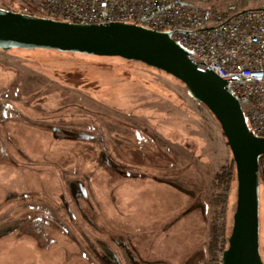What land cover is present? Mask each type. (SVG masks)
<instances>
[{
  "label": "rangeland",
  "instance_id": "rangeland-1",
  "mask_svg": "<svg viewBox=\"0 0 264 264\" xmlns=\"http://www.w3.org/2000/svg\"><path fill=\"white\" fill-rule=\"evenodd\" d=\"M22 6L0 0V9ZM0 136V160L13 158L0 162V264L217 263L208 243L221 208L210 199L233 155L212 113L173 76L110 57L0 50ZM237 194L235 177L228 229ZM259 201L264 263L262 186Z\"/></svg>",
  "mask_w": 264,
  "mask_h": 264
},
{
  "label": "water",
  "instance_id": "water-1",
  "mask_svg": "<svg viewBox=\"0 0 264 264\" xmlns=\"http://www.w3.org/2000/svg\"><path fill=\"white\" fill-rule=\"evenodd\" d=\"M0 49H40L141 62L181 81L190 95L212 113L233 155L237 205L223 264H264L259 245V157L264 138L247 126L242 103L228 79L201 70L171 38L135 25H78L0 9Z\"/></svg>",
  "mask_w": 264,
  "mask_h": 264
},
{
  "label": "built area",
  "instance_id": "built-area-1",
  "mask_svg": "<svg viewBox=\"0 0 264 264\" xmlns=\"http://www.w3.org/2000/svg\"><path fill=\"white\" fill-rule=\"evenodd\" d=\"M18 13L30 15L29 3L48 19L78 25L123 23L171 38L199 69L228 79L242 103L251 133L264 138V9L247 0L213 6L208 0H22ZM10 6H12L10 4ZM216 264H222L217 262Z\"/></svg>",
  "mask_w": 264,
  "mask_h": 264
},
{
  "label": "trees",
  "instance_id": "trees-1",
  "mask_svg": "<svg viewBox=\"0 0 264 264\" xmlns=\"http://www.w3.org/2000/svg\"><path fill=\"white\" fill-rule=\"evenodd\" d=\"M4 10L17 12L14 8H8ZM11 50L25 51V49H11ZM11 50H8V51H11ZM35 50H40V49H35ZM42 51L62 53V52L55 51V50H42ZM72 54L76 56H85V54H79V53H72ZM86 56H91V55H86ZM102 58H108V57H102ZM110 58H113L115 59V61L123 62L125 64H139V65H144L148 67V65L144 63L129 61V60H126L120 57H110ZM151 68H154V67H151ZM258 162H259L260 187L261 186L264 187V156L263 155L259 157ZM235 177H236V166H235V162L232 157L231 160H229L227 163L223 164L220 167L217 173V177H216L217 181L215 183V188L218 189V193L215 196L211 197L210 199L211 205L221 208V212L219 216V218L221 219V223L218 224L217 222H214L211 225L210 240L208 243V252L210 256H212L213 262L215 261L221 262L222 264H223L222 253L228 246V238L230 237L231 231H232L231 227L230 229H228L226 217H227V205L229 203L232 182Z\"/></svg>",
  "mask_w": 264,
  "mask_h": 264
},
{
  "label": "crops",
  "instance_id": "crops-1",
  "mask_svg": "<svg viewBox=\"0 0 264 264\" xmlns=\"http://www.w3.org/2000/svg\"><path fill=\"white\" fill-rule=\"evenodd\" d=\"M9 136H10V135H9ZM1 138H2V137L0 136V140H1ZM8 140H9V141L5 140V141H6V142H5L6 145H7L8 142H10V139H8ZM16 142H17V143H14V144L17 145V146H16V147H17V150H21V151H23L22 146L19 144V141L16 140ZM21 151H20V152H21ZM12 160H13V158L10 157L8 160H2V161L0 160V162H6V161H8V162L11 164Z\"/></svg>",
  "mask_w": 264,
  "mask_h": 264
}]
</instances>
